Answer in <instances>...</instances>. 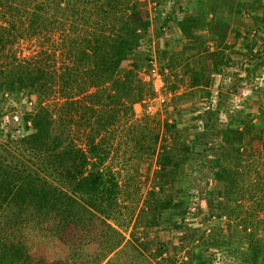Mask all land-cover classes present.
<instances>
[{
  "label": "trees",
  "instance_id": "1",
  "mask_svg": "<svg viewBox=\"0 0 264 264\" xmlns=\"http://www.w3.org/2000/svg\"><path fill=\"white\" fill-rule=\"evenodd\" d=\"M18 1L0 0V8L11 11L12 17L18 15L23 26H17L16 19L0 26V105L7 97L19 100L26 91L44 100L33 113L22 116L14 138L10 133L6 140H0V264H151L144 258L147 246L137 238L126 239L112 222L120 212V184L113 168L106 164L108 142L104 136L98 140L102 131H112L118 119L133 114L134 105L152 93L150 83L138 75L141 64L135 58L153 35L150 12L141 0H93L105 21L95 22L89 29L86 25L90 19L84 15L90 0ZM152 1L159 17L160 3L169 0ZM198 1L200 9L187 15L180 16L178 10L170 8L159 27L164 31L170 21L174 22L176 34L186 40L183 50L209 58L207 67L190 70L191 91L179 95L180 101L195 94L196 88L210 90L211 85L216 86V74L232 61V54L226 50L230 46L226 44L228 23L218 17L217 11L222 0ZM223 1L233 4L228 7L234 14L236 40L243 37L245 41L239 53L257 59L264 50L256 49L257 37L264 29V1ZM246 13L255 25L253 37L242 32V16ZM67 21L76 28L66 30ZM56 28L64 32L61 52L69 59L58 75L15 56L3 60L2 55L18 36L46 35ZM206 34L217 43L216 49L207 54ZM174 37L167 40V50L172 48ZM55 85L64 99L59 111L43 104ZM211 90L208 94L213 97L215 92ZM225 95L218 92L216 109L197 114L204 120L202 130L195 125L180 128L175 113L180 116L185 108L174 104L172 120L159 121L152 129L147 124L139 125L128 132L135 155L156 156L157 163L153 187L135 225L150 228L185 217L193 179L187 165L193 166L198 160L203 166L216 168L220 182L217 196H223V200L209 198L210 216L233 218L244 211H264V177L258 169L260 163L255 161L257 156L264 159V117L258 114L254 120L253 114L230 116L227 127L218 129L215 123L225 105ZM78 108L86 109L81 115L86 116L88 124L83 131L86 149L71 133V111ZM5 112L0 110V116ZM214 134L220 143L208 147V139ZM210 154L215 157L205 162ZM245 174H249L248 182ZM258 193V208L252 210L244 200L248 194L252 200ZM217 201L222 210L213 207ZM242 221V231L225 241L220 234L203 237L189 263L207 264V251L214 245L234 250L247 264H264V241L256 235L253 223ZM261 222L264 227V218ZM194 233L188 235L190 240H194ZM236 236L238 241L233 239ZM164 247L157 250L159 256Z\"/></svg>",
  "mask_w": 264,
  "mask_h": 264
},
{
  "label": "rangeland",
  "instance_id": "2",
  "mask_svg": "<svg viewBox=\"0 0 264 264\" xmlns=\"http://www.w3.org/2000/svg\"><path fill=\"white\" fill-rule=\"evenodd\" d=\"M22 1L25 3L27 0ZM32 1L33 0H30L31 3ZM40 1L42 0H34V2ZM141 1L151 14L150 19L153 20V33L151 34L153 35L151 36V40H149V38L145 40L135 56L141 64V67L138 69V75L144 81L143 75L151 68V61L153 60L164 76L166 90H172V93L174 95L176 94V96L173 97L174 95H172L168 104H158V111L153 115L146 113L144 104H141L139 108L133 107V114H130L127 117H121L114 124L112 131H102L101 135L98 137L99 140L104 136L102 138H106L108 142L110 152L106 164L113 168L120 184V194L118 196L120 212L112 222L123 232L126 239L131 240L137 238L140 243L142 242V244L147 246V248L144 249V246L142 245V248L144 249V258H146V261H150L151 264H181V262L182 264H191L189 262H191L193 258V249L203 237H209L207 234L212 233L216 235L220 234L223 236V241H225L231 234H238L239 230L242 231L244 225L242 220L250 224L253 223L257 228L256 235L264 241V227H262L263 223L261 222L264 218V211L262 209L259 211L258 209L253 211L254 214L246 213V211H244L240 213L238 217L233 218H229L226 215L222 216L223 219L209 218V214H211L209 198L212 197L223 200V196H217L220 184L218 177L215 174L217 169L208 167L207 164L203 166V163L200 160L196 161L193 166L187 165V171H190V173L192 172L191 177L193 178L189 187L190 195L187 210L191 207V210L196 212L195 216L192 217L193 221H191V219L185 221L187 216L186 212L185 217L171 218L167 220L165 224L159 226L145 228L141 226V224L135 225L137 216L141 213L144 206L147 193L153 187L154 170L157 167V163L156 156L145 155L139 157L135 155L136 152L131 149L132 144L127 138L129 131H135L137 126L145 124L152 129L157 126V122L159 121L162 122L167 118L172 120L171 115L174 113V104H180L179 106H181V108H185V112H182V115L178 116V113H175L180 128L183 126L192 127V125H195L199 130H202L204 120L196 116L200 112L209 109H216L218 92L226 94L224 96L225 105L220 111V116L215 123L218 126V129L227 127L230 116L241 115L242 117L253 114L256 116L254 120L257 119L258 114L264 117V111L262 112L264 109V50L257 59L246 56L243 57V54L241 55L239 53L238 50L243 47L244 38L240 37L236 40L234 36L232 28L234 14L229 11L230 9L228 6L230 4L228 1L225 2L222 0L219 2L217 4V7H219L217 11L219 12L218 17L228 23V37H226V44L230 46L226 50L232 54V61L224 68L222 73L216 74V78L218 79L217 85H211L210 87V90L212 89L211 91L215 92L213 97L209 96L210 94H208V92L210 90L208 88H196L195 90L197 92L193 95H187L184 101H180L177 97L191 91L189 88L191 82L190 70H201L203 67H207V65H209V58L207 57V59H205L204 55L201 56L202 54H194L193 51L183 50L186 40L180 37L178 33L176 34L174 22L170 21L164 28V31H159V27L163 23L166 13H168L170 8L174 7L178 10L180 16L187 15L195 11V9H200L196 6L199 1L169 0V3L166 4L161 2L159 7V17L156 16L158 8H155V4L152 0ZM254 1L262 3L264 0H252V2ZM15 2L16 4H19L18 0H15ZM92 2L93 0H90V3L86 8V14L84 15L88 20L90 19V22L86 25L89 29L92 28L95 22H101L102 24V22L105 21L102 19L100 13L96 10ZM231 6H233V4H231L230 7ZM222 7L225 8L223 9ZM0 10V26L7 25V23H9L8 20L13 21L14 19L17 20V26L22 25L17 19V17H19L18 15H16L15 18L12 17V13L8 9L0 8ZM52 12H55V10H52ZM26 20L27 19L25 18V21ZM242 21L244 22V26H242L243 34H248L249 37H253V34L255 33V25L250 18L249 13L242 16ZM73 24L72 21H67L65 25L66 30L75 29L76 27L73 28ZM63 34L64 32L61 29L56 28L54 31L49 32L46 35L37 34L33 37L18 36L16 41L12 44V48L9 47L4 53L6 55H2L4 57L3 60L15 56L16 60L25 62L30 61L39 64L41 67L58 75V73L62 71L64 65L69 62L67 56L61 52ZM173 35L176 36L174 37V43L172 48L167 50L165 47L167 40L173 37ZM207 40L206 47L208 52H206V54L213 52L217 46L216 41L210 40L208 35ZM236 43L237 45L233 46V44ZM257 43L256 49L264 48V29L261 30L259 37H257ZM9 55V58L5 57ZM120 74L122 75L121 72ZM60 91V87L55 85L52 88L51 95L49 97H44L46 99L43 101V104L49 107L50 110H60L64 100L60 95ZM216 95L217 97L215 98ZM27 98L32 100L33 105L27 104ZM214 98L215 104H213ZM41 99H43V96L38 94L32 95L27 91L24 92L17 101H13L7 97L0 105V110L6 111L0 116V140H6L10 133L14 138L16 135L13 132L15 128H20L22 124V116L27 113H33ZM75 99L78 100L80 97L76 96ZM65 108L68 109L66 106L64 109ZM78 109L71 111V133L76 142L82 148L86 149L85 134L83 133L87 124L85 122L86 116L81 118V115L84 114L86 109ZM3 124H6L5 127H3ZM208 141V147L212 148H215L220 143L217 134L210 136ZM181 148H183V146ZM209 153H211V151H208V154ZM214 157L213 154L208 155L209 159L205 160V162H209ZM262 159L263 158L260 156H257L255 161L257 164L260 163L258 169L264 177V159ZM202 160L204 161V159ZM252 175H254V173ZM245 176V182H248L249 174H245ZM254 177L256 178V175H254ZM262 180L264 182V178ZM203 194H206L205 199ZM248 195L247 199L244 200L246 206H249L252 210L255 209L253 207L258 208L260 193H258L252 200L248 199ZM213 207L222 210L221 208L223 206L217 201L216 204H213ZM226 210L227 212H233L232 208H226ZM166 218L167 217H164V220ZM250 230L251 229H248V231ZM193 231H195L193 235L194 240H190L188 235ZM233 239L238 241L239 236H236ZM162 247L165 248L164 251H166V255L159 256L157 250ZM207 252L208 260L205 261L207 264H217L214 262V257L211 255L213 253L218 254L217 256L220 257L222 255L227 256L226 258L221 259L224 260L222 264H247L243 258L239 257L237 252L234 250L230 251L225 247L212 245V248H209ZM232 252L236 254L233 256ZM221 260L219 262H221Z\"/></svg>",
  "mask_w": 264,
  "mask_h": 264
},
{
  "label": "built area",
  "instance_id": "3",
  "mask_svg": "<svg viewBox=\"0 0 264 264\" xmlns=\"http://www.w3.org/2000/svg\"><path fill=\"white\" fill-rule=\"evenodd\" d=\"M151 63H152L151 68L144 73L143 79H144V81H147L150 83L151 88H152V93L148 96H145L144 99L141 102H139V103H142L145 105V111L149 115H153L158 111V104L159 105L168 104L171 100L172 95H173V93L171 91L166 90V82H165L164 76H163L162 72L158 69L156 63L153 60L151 61ZM216 97H217V95L215 96V98ZM215 98L213 99V104H215ZM26 102L28 105H33L32 100H30L28 98H27ZM5 125L6 124H3V127H5ZM13 133H15V131ZM205 195L203 194L204 199H205ZM192 206H194V205H192ZM195 214H196V212H194V210H191V207H190L187 210V216L185 218V221H189L190 219H191V221H193L192 217L195 216ZM209 218L215 219L216 215H211V216L209 215ZM220 219H223V217H221ZM162 255L163 256L166 255V251H163ZM211 255L214 257V262L217 264H220V263L222 264L224 262V260H221V259L227 257L225 255H222L221 257L217 256L218 254H216V253H213ZM220 260H221V262H219ZM181 264H182V262H181Z\"/></svg>",
  "mask_w": 264,
  "mask_h": 264
},
{
  "label": "crops",
  "instance_id": "4",
  "mask_svg": "<svg viewBox=\"0 0 264 264\" xmlns=\"http://www.w3.org/2000/svg\"><path fill=\"white\" fill-rule=\"evenodd\" d=\"M141 104H142V103H139V102H138V103H136V104L134 105V107H135V108H139V106H141Z\"/></svg>",
  "mask_w": 264,
  "mask_h": 264
}]
</instances>
